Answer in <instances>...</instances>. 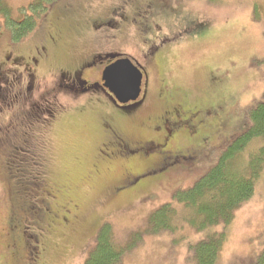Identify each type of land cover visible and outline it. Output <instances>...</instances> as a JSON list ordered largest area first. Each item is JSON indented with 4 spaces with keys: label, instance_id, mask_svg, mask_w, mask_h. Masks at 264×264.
Masks as SVG:
<instances>
[{
    "label": "rangeland",
    "instance_id": "obj_1",
    "mask_svg": "<svg viewBox=\"0 0 264 264\" xmlns=\"http://www.w3.org/2000/svg\"><path fill=\"white\" fill-rule=\"evenodd\" d=\"M32 1L3 0L10 22L19 23ZM126 1L130 0H62L31 36L16 44L0 14V65L7 69L11 56L18 60L12 77L22 76V83L14 87L7 79L0 82V264L3 259L24 264L26 250L38 240L45 264H84L106 222L111 242L120 251V264H194L188 247L204 235L185 221L173 234L153 233L148 219L166 204L177 210L174 225L179 216L185 219L188 211L173 203V194L206 173L221 150L214 148L217 141L208 144L212 149L196 167L133 193L119 188L143 164L124 154L120 141L122 145L143 141L153 135L151 126L159 125L161 115L180 116L188 107L213 99L224 103V145L233 141L242 129L238 121L264 94V0H161L174 7L182 21L206 22L208 28L198 27L182 39L176 34L177 42L151 62L148 75L140 31L124 27L106 32L107 36L89 31L93 21L113 17V8ZM133 13L132 6L130 17ZM173 21L164 19L155 32L175 33L180 28L174 21L171 30ZM12 45L15 50L8 56L5 51ZM37 48L41 50L36 52ZM110 54L126 57L145 75L148 103L135 108L132 118L102 88L85 89L74 76L93 56L99 60ZM212 78L222 82L215 95L207 88ZM162 80L165 86L160 85ZM195 140L185 134L177 146L187 152L195 148ZM28 156L42 161L39 175L45 177V185L32 184L35 169ZM139 183L142 187L146 181ZM253 193L225 229L216 264H253L261 250L264 174ZM8 244L14 252L11 257Z\"/></svg>",
    "mask_w": 264,
    "mask_h": 264
},
{
    "label": "trees",
    "instance_id": "obj_2",
    "mask_svg": "<svg viewBox=\"0 0 264 264\" xmlns=\"http://www.w3.org/2000/svg\"><path fill=\"white\" fill-rule=\"evenodd\" d=\"M61 1L62 0H34L30 2L28 10L25 11L24 16L19 23H17L10 22L11 19L8 17L9 8H7L3 0H0V14L5 17L7 32L8 36H10L11 42L13 44L20 43L27 37L31 36V34L40 26L42 19H46V16L50 14V10L53 9L52 7ZM162 2L163 1L161 0H157L155 3L156 5L164 7L165 13L169 12V14H175L177 12L174 7L163 5ZM100 22L101 21H96L94 23L95 26L97 27V24ZM183 23L186 31H182L179 38H182V36L185 35L188 36L191 30H195L198 27L205 29L208 28L206 27V22H201L197 27L191 26L193 27L192 29L190 28V25L191 23H195L194 20H184ZM96 33L98 34V32ZM14 50L15 47L12 45L9 50H6L5 52H7L9 56L11 51ZM38 50L41 49L37 48L35 51L38 52ZM3 57L4 56H2V58ZM102 59L98 60L93 58L89 61V65H92L91 68H95L96 66H94V64ZM6 62L4 65H6ZM13 62V64H15L18 60H13ZM26 64L29 65L28 63ZM79 80L81 81L80 77ZM210 81L211 83L207 82L208 93L215 95L219 92L220 84L222 82L219 78H212ZM93 86L100 88L96 84ZM110 97L111 96H109V98ZM110 99L112 100V97ZM179 103L184 104L182 101ZM179 103H176V105ZM217 108H221V117H219L218 120L211 119L210 117H203L199 127H197L199 132L195 133V136L193 137V139H196V144H193V147L195 148L193 149L198 151L201 150L200 155L202 156H200L192 165L186 164L179 171L185 172L196 167L200 163L199 161L203 160L208 154L207 149H212V146L208 147V144L214 139L217 141L214 148L221 150L215 154V162L211 164L206 173L196 180L193 186L179 192L177 191L173 194V203L182 207L183 210H187L188 215L185 216V219L179 216L180 220L178 221V225H174L175 218H173V216L174 212L177 210L174 207H170L169 204H166L157 212H153L148 219L149 230L153 233H159L165 230L168 233L173 234L175 228L179 225L182 227V225H184L183 221H185L195 232L197 231L204 235L202 236L203 238L201 237L199 241H196V243L189 245L188 247L194 264H216V260L221 251L220 249L226 241L225 229L228 228L233 220L234 213L243 203L249 201L254 195L253 192L255 187L259 182L261 175L264 174V94L256 104L248 108L245 116L238 121L240 122L242 129L239 131L237 137L231 142L227 141L226 145H224L226 138L223 137L226 125L225 113H223V102L213 99L212 101H207L205 103L202 102V104H194L193 106L188 107L184 113L196 110L215 111ZM168 114L170 113L168 112ZM29 115L31 116L30 112ZM220 142L221 148L217 146ZM157 225L162 227L154 230V226ZM109 228L111 227L107 222L100 226L96 234L95 245L87 254L84 264H120V251H118L111 242V232L109 231ZM23 238L25 240V236H23ZM26 242H28V239H26ZM6 248L9 254L8 257H11L14 253L11 252L12 246L8 244ZM260 248L261 250L254 258L255 261L253 264H264V238L261 242ZM29 251H31V248ZM29 251L26 250V257H28L27 253ZM39 252L36 256L38 262L37 260L34 263L27 261V258L25 257L24 264H45V259L42 258L44 257V254L42 255L43 250H40ZM1 264H9V262H6V259H3ZM53 264L58 263L54 261Z\"/></svg>",
    "mask_w": 264,
    "mask_h": 264
},
{
    "label": "flooded vegetation",
    "instance_id": "obj_3",
    "mask_svg": "<svg viewBox=\"0 0 264 264\" xmlns=\"http://www.w3.org/2000/svg\"><path fill=\"white\" fill-rule=\"evenodd\" d=\"M127 2L129 5L127 4ZM155 2V0H141L137 2H134L133 0L126 1V4L122 3L119 6L113 8V17L109 16L107 19L100 20L101 22L97 24V27L94 24L95 21H93L92 27H89L90 32L100 31L106 36L108 35L106 32L113 30L118 32L120 28L124 27H130L131 29L135 30L136 33L140 31V41L144 46V50L142 51V58L143 60H145V68H147V70H145V74L147 75L148 73L152 74V63L154 64L159 57L164 55L166 47L174 42H177V38L175 37L176 34L181 35L182 31H186L182 24L183 21L180 19L181 17L178 16L177 12L175 14H169V12L165 13L164 7L156 5ZM132 6L134 8V13L130 17L129 13L132 10ZM164 19H172V21L174 19V21L178 23V28L180 29H177L173 34H157L155 30L162 28ZM174 21L172 22L171 30L174 26ZM196 23V21L195 23H191L190 28L192 29L193 27H197L200 24L198 23L196 25ZM158 36H160L161 38L158 39ZM151 38L155 39V41H151L150 44L149 39ZM40 53L41 57H43L44 53H42V51ZM10 57L8 59L9 62L7 60L8 66L10 64L7 69L1 67L0 65V82H5L8 80L7 82L9 84H13L14 87L17 83H22V76L20 79H14V77H12L17 73V68L14 69L15 66L17 67V65L13 64V58ZM93 58L97 59L96 56H93L91 59ZM102 58L103 59L101 61L94 64V66H96L95 69L91 68L92 65L90 66L88 62V64L82 67V69H78L77 74L78 77L81 78L82 83L86 85V88L94 87L93 85L96 84L100 88H102L103 92L106 93L109 97L110 95L108 94L107 90L102 87V71L106 67L110 66L114 61L121 60L126 57L121 56L117 58V56L113 57V54H110L109 56H103ZM91 71L92 73L87 76L86 73H89ZM139 71L143 76L140 85L141 92L139 98L134 102H130L124 105H118L112 99L115 106H117L119 109H125L124 112L128 113L129 118H132V115H134V112L136 110L135 108L148 103L145 102L148 95L146 92H144L143 86L145 75L140 68ZM27 83L31 82L28 81ZM160 85L165 86V80L160 81ZM178 115L179 114L176 113L161 115L159 118V125L151 126L150 130H152L153 135L147 137V139L143 141H136V143H133L132 145H128V143L122 145L123 141H120L121 151H123L124 154H128V157L132 160H140L143 164V168L137 170L136 173H133L129 178L127 185L119 189L123 190L128 188L127 192L133 193V190L135 192H138L139 190L141 191V189H146V187L147 189L153 186L158 187V185L161 184L159 183L160 179L168 178L172 175V173H179L180 169L183 168V166H185L186 164L192 165L198 160L200 156H202L200 155L201 150L198 151L193 148L187 149V152L180 151L177 146L178 139L185 137V134L190 135L191 138L194 137L195 133L199 132L197 127H199V124L202 121L203 117H210L211 119L218 120L219 117H221V108H217V110L215 111L196 110L189 113H182L180 114V116ZM174 144H176V147H174ZM28 158L30 159L28 161L29 166H32L33 169H35V171L33 172L32 184H39L40 186H42L43 183L45 185V177L39 175L41 167L40 163L42 161L37 158L32 160V158H30L29 156ZM141 180L146 181V184H144L142 187L139 183ZM146 198H150V196H146ZM4 204V202L1 203L2 207ZM23 229L26 230V228ZM40 246V240L34 242L30 246L31 251L27 253V261L34 263L37 260L38 262V258H36V256L38 255V252L40 250H43V248Z\"/></svg>",
    "mask_w": 264,
    "mask_h": 264
},
{
    "label": "water",
    "instance_id": "obj_4",
    "mask_svg": "<svg viewBox=\"0 0 264 264\" xmlns=\"http://www.w3.org/2000/svg\"><path fill=\"white\" fill-rule=\"evenodd\" d=\"M101 76L102 87L118 104H127L139 98L143 76L129 59L114 61L102 71Z\"/></svg>",
    "mask_w": 264,
    "mask_h": 264
}]
</instances>
